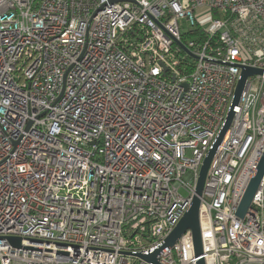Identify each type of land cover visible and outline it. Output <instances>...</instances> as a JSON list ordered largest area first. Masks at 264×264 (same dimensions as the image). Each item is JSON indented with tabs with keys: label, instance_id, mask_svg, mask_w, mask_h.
I'll use <instances>...</instances> for the list:
<instances>
[{
	"label": "built area",
	"instance_id": "2783aa9c",
	"mask_svg": "<svg viewBox=\"0 0 264 264\" xmlns=\"http://www.w3.org/2000/svg\"><path fill=\"white\" fill-rule=\"evenodd\" d=\"M113 1L0 0V264H153L231 113L158 261L264 264V0Z\"/></svg>",
	"mask_w": 264,
	"mask_h": 264
},
{
	"label": "water",
	"instance_id": "95a60500",
	"mask_svg": "<svg viewBox=\"0 0 264 264\" xmlns=\"http://www.w3.org/2000/svg\"><path fill=\"white\" fill-rule=\"evenodd\" d=\"M119 1H121V0H114L113 2H119ZM125 1L133 2V0H125ZM258 74H261V71H259L257 69H252V68H247V67L243 68L242 78L238 84L237 91L235 94L234 105H237L239 103V100H240L241 95L243 93V89H244L245 82H246L247 78L250 76L258 75ZM233 117H234V114L231 113L228 120H227L226 127H225L224 131L222 132L214 150H212L210 152L208 158L204 162V166L202 167L201 172H200V179H199L198 186H197L196 196L194 197L193 202L191 204V207L189 208V210L185 214L184 218L179 223V225L174 230V232L165 240V243L162 246V248H160L154 254H151L149 256L138 255V257H140L142 260L149 262V263H153V264H159L158 255L162 252V250L165 248H168V247H173L177 243V241L187 231L192 232L196 257L197 258L202 257L203 245H202L201 226H200V207H201L200 198L203 195L205 180H206L211 162H212L213 157L215 155L216 149L218 148V146L223 141V138H224L227 130L229 129V127L233 121ZM263 176H264V154L261 158V161L258 165V168H257V170H256L248 188H247V191H246V193H245V195L241 201V204L238 208L237 217L239 219L245 218V216H246V214H247V212H248V210L252 204L254 196L260 187ZM9 240L13 246H15L17 248L21 247V240L20 239L15 238V237H11ZM197 264H205L204 259L199 260V262Z\"/></svg>",
	"mask_w": 264,
	"mask_h": 264
}]
</instances>
